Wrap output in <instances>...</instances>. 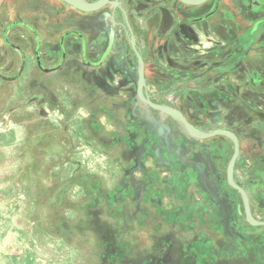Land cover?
Instances as JSON below:
<instances>
[{
  "label": "rangeland",
  "instance_id": "1",
  "mask_svg": "<svg viewBox=\"0 0 264 264\" xmlns=\"http://www.w3.org/2000/svg\"><path fill=\"white\" fill-rule=\"evenodd\" d=\"M83 19L63 3L0 0V264H151L168 243L179 248L182 209L215 203L214 179L222 188L229 153L211 151L222 142L189 150L188 163L202 168L194 169L200 183L186 179L191 165L164 158V144L154 148L164 142L157 128L143 121L128 128L137 107L132 99L94 89L96 80L70 49L72 38L64 66L46 73L36 63L37 37L15 25L22 20L39 33L42 62L51 68L62 56L59 38ZM231 76L236 98L220 102L219 122L201 124L262 128L259 120L245 124L252 105L242 97L247 85L238 72ZM151 90L183 104L179 88L151 83ZM137 147L148 148L146 167L131 174ZM237 175L248 184L244 166Z\"/></svg>",
  "mask_w": 264,
  "mask_h": 264
},
{
  "label": "flooded vegetation",
  "instance_id": "2",
  "mask_svg": "<svg viewBox=\"0 0 264 264\" xmlns=\"http://www.w3.org/2000/svg\"><path fill=\"white\" fill-rule=\"evenodd\" d=\"M80 1L105 4L82 11L64 0H20L63 3L74 17L84 18L59 38L62 56L51 68L42 62L39 33L22 20L15 24L37 37V66L46 73L61 69L67 60L65 41L72 38L70 49L93 77L91 81L96 80L94 89L104 97L132 99L137 107L131 110L128 128H141L140 121L147 128H157L164 142L154 148L164 144L170 152L164 158L175 164L180 159L186 169L191 165L185 177L190 175L195 184L200 178L194 169L202 167L197 161L188 163L190 149L204 150L205 146L209 150L216 141L225 146L212 147L213 156L224 150L229 153L219 173L222 188L217 179L211 183L209 192L216 196L215 203L186 205L181 211L179 248L168 243L166 252L152 257L151 264H264V0ZM220 67L228 68L222 76L216 73ZM236 72L247 85L242 97L252 104L245 124L259 120L263 127L240 130L201 124L205 118L219 122L224 117L220 102L236 98L235 77L231 76ZM151 83L179 88L183 104L167 102V95L151 90ZM234 120L230 114V124ZM134 155L131 174L145 170L148 148L137 147ZM239 166L247 170L248 184L239 181ZM145 186L138 181L139 188L145 190Z\"/></svg>",
  "mask_w": 264,
  "mask_h": 264
},
{
  "label": "water",
  "instance_id": "3",
  "mask_svg": "<svg viewBox=\"0 0 264 264\" xmlns=\"http://www.w3.org/2000/svg\"><path fill=\"white\" fill-rule=\"evenodd\" d=\"M65 2H67L68 4L74 6L75 8H78L82 11H94L99 9L101 6H103L105 3V1L100 2V3H95V4H88L85 2H82L80 0H64ZM184 1H188V0H184ZM40 64V63H39ZM163 109V108H161ZM167 113L172 114V115H176L177 113L172 110V109H164Z\"/></svg>",
  "mask_w": 264,
  "mask_h": 264
}]
</instances>
